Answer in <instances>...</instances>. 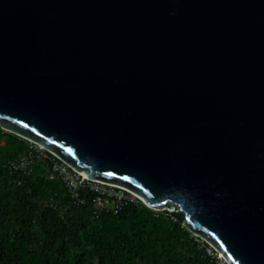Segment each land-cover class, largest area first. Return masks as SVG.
<instances>
[{"label": "water", "instance_id": "95a60500", "mask_svg": "<svg viewBox=\"0 0 264 264\" xmlns=\"http://www.w3.org/2000/svg\"><path fill=\"white\" fill-rule=\"evenodd\" d=\"M0 127L264 264V0H0Z\"/></svg>", "mask_w": 264, "mask_h": 264}, {"label": "trees", "instance_id": "16d2710c", "mask_svg": "<svg viewBox=\"0 0 264 264\" xmlns=\"http://www.w3.org/2000/svg\"><path fill=\"white\" fill-rule=\"evenodd\" d=\"M26 151L24 138L0 127V264H217L181 211L140 201L95 210L97 193L84 187L75 204L53 154L29 173L10 171L7 162Z\"/></svg>", "mask_w": 264, "mask_h": 264}, {"label": "built area", "instance_id": "2783aa9c", "mask_svg": "<svg viewBox=\"0 0 264 264\" xmlns=\"http://www.w3.org/2000/svg\"><path fill=\"white\" fill-rule=\"evenodd\" d=\"M26 144L27 151L22 156L7 162L11 172L29 173L35 162L41 159H47L51 154L35 142L26 140ZM52 156V171L65 183L71 197L75 200V204H82L84 202V199L79 197V188L81 187L97 193V196L93 199V206L95 210L110 208L113 210V213H116L127 202L136 203L137 201H140L146 204V202L143 201L139 195L135 194L128 188L117 184L90 179L81 172L71 168L57 157L56 158L58 160H55L54 155ZM146 205L150 207L148 204ZM150 208L155 211L167 210L171 212L177 210V206H174L172 209ZM209 249L211 250L210 252L208 251ZM207 253L215 254L217 264H219V261L224 260L221 254L215 251L211 246L207 248ZM224 263L227 264L225 260Z\"/></svg>", "mask_w": 264, "mask_h": 264}, {"label": "rangeland", "instance_id": "374dc122", "mask_svg": "<svg viewBox=\"0 0 264 264\" xmlns=\"http://www.w3.org/2000/svg\"><path fill=\"white\" fill-rule=\"evenodd\" d=\"M160 209H163V208H160ZM197 241H198V242H201L202 239L197 238ZM208 251L210 252L211 250L209 249ZM219 264H225V263H224V260L219 261Z\"/></svg>", "mask_w": 264, "mask_h": 264}]
</instances>
